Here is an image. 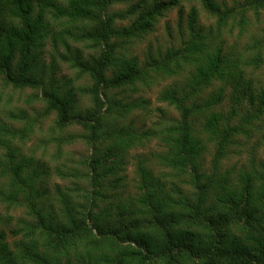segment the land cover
Returning a JSON list of instances; mask_svg holds the SVG:
<instances>
[{"label": "trees", "instance_id": "1", "mask_svg": "<svg viewBox=\"0 0 264 264\" xmlns=\"http://www.w3.org/2000/svg\"><path fill=\"white\" fill-rule=\"evenodd\" d=\"M118 1L0 0V83L42 104L0 118V264H264V158L248 152L246 165L222 166L264 124L255 73L264 38L237 48L247 12L257 17L264 0L112 9ZM192 1L213 19L207 27L190 6L181 44L148 49L143 60L131 52L164 12ZM165 79L156 99L177 115L157 107L141 129L129 117L150 112V102L129 93ZM72 125L77 133L67 134ZM37 134L55 144L53 165L24 151ZM74 138L88 155L58 161ZM151 140L159 149L135 159L128 183L131 150Z\"/></svg>", "mask_w": 264, "mask_h": 264}, {"label": "rangeland", "instance_id": "2", "mask_svg": "<svg viewBox=\"0 0 264 264\" xmlns=\"http://www.w3.org/2000/svg\"><path fill=\"white\" fill-rule=\"evenodd\" d=\"M139 0H119L117 3H115L112 6V9L119 10L127 7L132 2H137ZM162 1V0H160ZM220 2H224L226 5H231L234 3V1H240V0H218ZM190 6H194L197 9L198 13V23L202 26L207 27L208 24H210L213 19L202 9L201 5L196 2H182L180 4L181 9V24L178 25L179 19H178V6H174L172 9L164 12L155 22V25L153 29L149 32H147L144 36H142L139 39L134 40L130 45L129 48L133 54H136L139 58V60H143V58L146 56L147 50L150 49L153 53H156L159 50H164L166 47L169 46H178L181 44V38L185 37L187 35V29H186V22L185 18L188 14V11L190 9ZM248 17V26H247V32L245 35H242L240 38L236 37L237 28L235 27L231 33V35L226 36V43H230L234 40V38L239 39L237 41V48H242L245 45V42L248 41L253 35L261 36L264 38V21L260 22L258 19L261 20L264 18V9L260 10L258 14V18L255 17L252 14V11L247 12ZM182 29L183 32L180 31ZM48 49V44H47ZM61 74L65 73L66 75H70L71 71L66 69V65H62ZM256 75L264 81V65H262L260 68H258L255 71ZM179 77V76H178ZM177 77V78H178ZM172 79H165L159 81L157 85L152 86L150 89L143 88L140 91H136L134 93H129L131 98H143L147 99L150 102V112L146 113L145 111L136 110L133 114L130 115V119H133V123L135 125H138L141 129H147L151 126V122H153L156 119V116L158 115V111L156 110L157 107H162L165 110H167V115L169 116H176L177 113L175 110H173L171 107H167L165 103H161L156 99V94L158 90L163 87L165 84H168L171 82ZM87 80H83V83H86ZM30 89H25L23 91H17L13 90L10 87H3L0 83V118L6 119V111L10 108L15 107H23L28 108L29 105L31 108L40 109L42 107V104L38 101L28 103L26 101L27 95L30 93ZM10 97V98H9ZM46 124L48 121H45ZM77 125H72L69 128V132L67 134L77 133L78 131ZM37 135L31 136L29 139L25 141L24 144V151H28L31 149V147L35 148V154L36 157L39 156L43 158L44 160H47L50 162L51 165H53L52 162V152L54 150V143H49L44 145L42 141L39 140ZM238 143L234 145L233 150L234 153L229 155L228 159L224 161V164L222 166L225 167H237L241 163L247 164V158L249 156V153L255 152V158H264V124L259 126V130H254L253 135L249 139H245L243 137L238 139ZM158 146L156 145L155 140H151L150 142H145L144 146L137 147L136 149L131 150V155L129 157V163L127 165L126 173H127V181L128 183L133 182L134 177H136L134 172V161L138 157H145L149 154H153L158 150ZM90 152L88 146L81 142L79 138H74L73 140L69 141L66 145L63 144V155L58 160L63 162L64 164H68L69 160H77L81 156H86ZM249 152V153H248ZM152 160L155 158L152 157ZM209 160V154L206 155V162L207 165ZM233 165V166H232ZM52 182H57L58 184H64L62 180L59 178H52ZM52 183L50 181V187ZM12 215L14 217H17L18 215L23 213V208H18L15 211H12ZM10 239V238H9Z\"/></svg>", "mask_w": 264, "mask_h": 264}]
</instances>
